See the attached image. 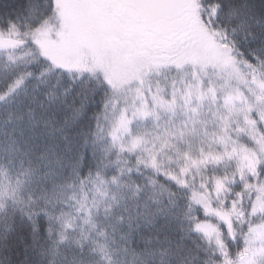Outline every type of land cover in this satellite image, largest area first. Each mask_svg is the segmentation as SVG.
<instances>
[{
    "label": "snow or ice",
    "instance_id": "snow-or-ice-1",
    "mask_svg": "<svg viewBox=\"0 0 264 264\" xmlns=\"http://www.w3.org/2000/svg\"><path fill=\"white\" fill-rule=\"evenodd\" d=\"M0 264H264V0H0Z\"/></svg>",
    "mask_w": 264,
    "mask_h": 264
}]
</instances>
